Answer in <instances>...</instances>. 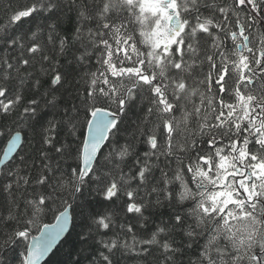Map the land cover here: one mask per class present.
<instances>
[{
    "label": "snow or ice",
    "instance_id": "1",
    "mask_svg": "<svg viewBox=\"0 0 264 264\" xmlns=\"http://www.w3.org/2000/svg\"><path fill=\"white\" fill-rule=\"evenodd\" d=\"M65 8L77 13L69 29ZM45 37L58 54L79 43L84 75L56 71L24 102L19 73L49 59ZM0 43L19 53L0 58V117L27 123L40 145L31 163L12 157L19 131L3 149L0 225L16 226L0 228V264H41L72 235L77 209L87 247L67 264H264V0H29L0 27ZM133 113V141L102 152ZM11 131L0 126V137ZM139 137L145 150L125 171ZM121 191L133 215L117 224ZM159 206L172 211L150 219ZM53 210L56 222L32 237ZM148 224L151 237L138 238Z\"/></svg>",
    "mask_w": 264,
    "mask_h": 264
},
{
    "label": "trees",
    "instance_id": "2",
    "mask_svg": "<svg viewBox=\"0 0 264 264\" xmlns=\"http://www.w3.org/2000/svg\"><path fill=\"white\" fill-rule=\"evenodd\" d=\"M88 2L90 3L91 0H88ZM27 3H29V0H0V27L6 24L8 17L12 15L14 11H16L17 9H22L23 6L26 5ZM76 17H77V13L75 10H70L68 8H65L62 17L64 19L63 27L65 29L71 28L76 23ZM68 18H71V20H69ZM29 26L30 25L25 24L24 25L25 30H27ZM61 34L63 35V33ZM41 44L44 47V55H47L49 59L42 60L39 56H37L36 59L32 60V67L29 68L27 72L24 71V69L22 68L19 73V75L25 78L27 81V83L24 86V102L31 99L33 95H35L36 98L39 99L45 92H47L49 90V86L51 79L53 78V74L56 71L72 72L75 69V72L77 73L76 81H79L81 77L84 75V73L80 72L78 66H76L74 63V57L79 55V52L76 51V48L79 47V43H77L75 47L67 50L64 54H58V41L56 43V46L54 47V45L52 43H49L47 41V38L45 37L41 41ZM18 54H19L18 52L17 53L9 52L7 49L4 48L3 44L0 43V58H3L6 55L11 56ZM92 63L94 64L95 62L93 61ZM93 70L95 69L93 68ZM35 78H38L40 80V86L38 88L32 87ZM82 89H83V85H81V90ZM23 106L24 103L21 104L18 111H22ZM42 115L45 117L46 120L52 119V115L49 113L48 108L43 104H42ZM14 120H17V116L9 117L6 120L3 117H0V126H7L9 129H12L7 139L0 137V157L7 141L15 132L19 131L23 134V143L18 153L24 155L25 159L29 160V163H31V160H35L37 157V149L40 146L39 137L36 135L33 129L28 126L27 123H20V122L13 123ZM134 121H136L135 113L131 114L129 119L125 120L124 124L122 125V131L117 136L109 138L102 152L111 151V148L108 146L110 141L112 143V147H118L119 145H123L127 142L133 141V133L136 130L135 123H133ZM83 131H84V137H86L87 129H84ZM142 140L143 137H139L134 141L135 151L133 153V156H129L125 158L127 160V164L121 165V167L124 168L125 171H127V169L131 167V163L134 156L142 155L143 151L145 150L146 146L142 143ZM15 157L16 155L14 156V158ZM29 158H31V160ZM36 164L37 166L39 165V160H36ZM34 174L35 173H33V175ZM135 186H136V182L132 181L131 184L127 185L126 187L131 189V188H135ZM139 195H143V192H140ZM118 196H120L121 199L117 200L115 205H113L112 209L110 210V214L114 213L113 219L116 221L117 224L124 223L126 220L131 222V216L133 214H125V211H123V205L128 198L126 195L123 194L122 191L118 192ZM155 196L156 194H152L150 199L155 200ZM17 198L21 202H23V196H21L20 193L17 194ZM91 199L93 200L94 203L95 197L93 196L91 197ZM171 211H172L171 208H166L164 206L151 208L150 219H156V217L160 216V214L169 213ZM147 214L148 213H146V215ZM56 215H58V212H55L54 214V210L49 211L45 215H43L39 221V227L31 228V236L37 235L44 224H50L54 222ZM161 218L166 219L167 216L165 215ZM81 219L82 217L79 216V209H77L76 227L75 229H73L72 227L70 231L72 235L71 236L68 235L65 238V240L59 245V247L53 253L54 255L52 254L51 257L44 264H67L70 255L72 256L73 259H75L76 255H78L83 248L87 247V245H83L80 242V240L76 235V233L81 231V227H80ZM156 223H159L158 219L156 220ZM15 226L16 225L14 222H9V224L7 225H0V228H6L10 230ZM137 228L139 229L137 234H138V238L140 239L150 238L151 232L149 231V229H152V231L155 230V227L152 224L146 225L145 228H139V225H137ZM103 231L105 230L101 229V232ZM134 231H137V229H134ZM100 238H101L100 236H97V239ZM110 238H112L110 234L103 237V239L106 240ZM158 239H160V237H158ZM85 254L91 255V249H89L88 252ZM156 255L158 256L159 252H157ZM184 259L186 264L187 257H185ZM121 264H142V262H140L139 260L126 258L121 262ZM153 264H155L154 259H153Z\"/></svg>",
    "mask_w": 264,
    "mask_h": 264
},
{
    "label": "water",
    "instance_id": "3",
    "mask_svg": "<svg viewBox=\"0 0 264 264\" xmlns=\"http://www.w3.org/2000/svg\"><path fill=\"white\" fill-rule=\"evenodd\" d=\"M108 141H105L104 145H102L101 147V151H103L105 145L107 144ZM22 143H23V140H22V137H21V141L19 142V145L17 147L16 150H14L13 154H12V157L14 158V156L17 154V152L20 150L21 146H22ZM70 213H71V209L69 210ZM71 228H72V222L70 221V224H69V232L71 231ZM43 231V229L41 230V232ZM40 233H38L37 235L35 236H32V237H39L40 236ZM68 236V232H65L64 235L60 238L59 241H57V243L53 246V248L51 249V251L43 258V260L41 261V264H44L50 257L51 255L55 252V250L59 247V245L61 244V242L64 241V239ZM31 242V240H30Z\"/></svg>",
    "mask_w": 264,
    "mask_h": 264
},
{
    "label": "bare ground",
    "instance_id": "4",
    "mask_svg": "<svg viewBox=\"0 0 264 264\" xmlns=\"http://www.w3.org/2000/svg\"><path fill=\"white\" fill-rule=\"evenodd\" d=\"M15 133H16V132H15ZM15 133H14L12 136H14ZM20 133H21V132H20ZM12 136H11V137H12ZM11 137H10V139H11ZM21 137H22V140H23V134H22V133H21ZM85 138H87V132H86V137H85ZM10 139H9V140H10ZM9 140H8V141H9ZM8 141H7V143H8ZM7 143L5 144V147L7 146ZM5 147H4V148H5ZM17 153H18V152H17ZM2 155H3V152H2L0 158H2ZM55 222H56V220H54V222H52V223H50V224H54ZM42 229H43V226L41 227V229H40V231H39L38 233H40ZM64 240H65V239H64ZM29 242H30V241H29ZM61 243H62V242H61Z\"/></svg>",
    "mask_w": 264,
    "mask_h": 264
}]
</instances>
